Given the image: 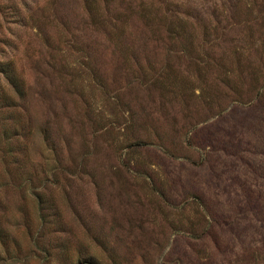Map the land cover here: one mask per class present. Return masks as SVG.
I'll use <instances>...</instances> for the list:
<instances>
[{
  "label": "rangeland",
  "instance_id": "1",
  "mask_svg": "<svg viewBox=\"0 0 264 264\" xmlns=\"http://www.w3.org/2000/svg\"><path fill=\"white\" fill-rule=\"evenodd\" d=\"M0 62V264H264V0H0Z\"/></svg>",
  "mask_w": 264,
  "mask_h": 264
},
{
  "label": "trees",
  "instance_id": "2",
  "mask_svg": "<svg viewBox=\"0 0 264 264\" xmlns=\"http://www.w3.org/2000/svg\"><path fill=\"white\" fill-rule=\"evenodd\" d=\"M0 69H1V72H3L5 77L8 79V81L11 84H14L15 87H17L18 84H17V81L15 79V76L13 75L14 71L12 70L9 62H6V63L0 62Z\"/></svg>",
  "mask_w": 264,
  "mask_h": 264
}]
</instances>
